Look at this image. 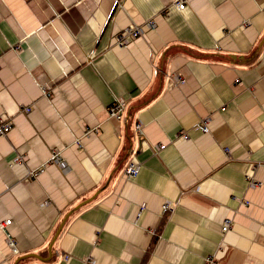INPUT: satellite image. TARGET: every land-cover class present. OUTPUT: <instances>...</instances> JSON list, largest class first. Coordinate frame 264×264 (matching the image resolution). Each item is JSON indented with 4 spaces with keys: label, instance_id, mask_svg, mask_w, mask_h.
Masks as SVG:
<instances>
[{
    "label": "crops",
    "instance_id": "1",
    "mask_svg": "<svg viewBox=\"0 0 264 264\" xmlns=\"http://www.w3.org/2000/svg\"><path fill=\"white\" fill-rule=\"evenodd\" d=\"M184 1L0 0V264H264V0Z\"/></svg>",
    "mask_w": 264,
    "mask_h": 264
},
{
    "label": "built area",
    "instance_id": "2",
    "mask_svg": "<svg viewBox=\"0 0 264 264\" xmlns=\"http://www.w3.org/2000/svg\"><path fill=\"white\" fill-rule=\"evenodd\" d=\"M174 6L177 9H182L185 5V1L184 0H174L173 2ZM155 23L153 19H149L147 22H145V26L148 28L154 27ZM144 33V29L142 26H137V25H129L126 26L125 28H123L122 30H120L116 35H115V43L118 46H124L126 45L130 40H133L134 38L141 36ZM178 81L180 83L184 82L183 78H178ZM124 109V103L120 100H117L115 102H113L109 107H108V114L111 118H114L116 120H120L122 119V111ZM25 110H28V108H25ZM11 125V121L9 120V118H0V135L4 134L6 132V130L10 127ZM196 128H198L199 130L203 131V132H208V128L206 125V119H200L196 125ZM136 132L137 133H141L140 130V125L136 124ZM180 138L186 139L188 137L186 132H181L179 134ZM164 147V144H158L156 146V151L162 149ZM21 157L22 156H17L14 158V162L16 161H21ZM53 160H55L56 162H59L61 160V157L59 155V153L56 150H53ZM139 169V165L136 161L131 160L128 162L125 170H124V174L126 177L132 178L134 176L137 175L138 170ZM35 173V172H34ZM33 172H31V174H34ZM247 177H251L250 175L247 174ZM250 183L253 184H259L258 182H255L254 180H252L250 178ZM173 208V204L171 202H164L161 206V210L163 212L165 211H171ZM141 210V207L139 209V211L137 212V216L139 215ZM10 223V219H6L3 220L2 222H0V228L3 230L5 237H6V244L7 246L10 248L12 253H17L18 252V248L16 246V243L14 241V239L11 237V235L7 232L6 230V225ZM230 226V221L227 219L225 220V222L223 223V225L221 226V231L225 232L226 230H228Z\"/></svg>",
    "mask_w": 264,
    "mask_h": 264
},
{
    "label": "water",
    "instance_id": "3",
    "mask_svg": "<svg viewBox=\"0 0 264 264\" xmlns=\"http://www.w3.org/2000/svg\"><path fill=\"white\" fill-rule=\"evenodd\" d=\"M89 200V199H88ZM88 200H85V201H83V202H81V203H79L75 208H77L78 206H80L81 204H83V203H85V202H87ZM74 208V209H75ZM73 211V210H72ZM29 255H34V254H29ZM35 256V255H34Z\"/></svg>",
    "mask_w": 264,
    "mask_h": 264
}]
</instances>
